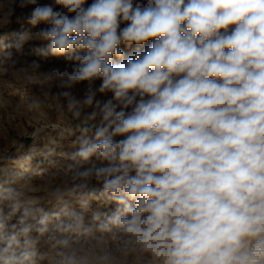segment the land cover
I'll return each mask as SVG.
<instances>
[{
    "label": "clouds",
    "instance_id": "9594fccd",
    "mask_svg": "<svg viewBox=\"0 0 264 264\" xmlns=\"http://www.w3.org/2000/svg\"><path fill=\"white\" fill-rule=\"evenodd\" d=\"M86 2L0 4V27L30 6L28 23L51 25L18 49L39 39L38 54L78 62L0 60L43 78L29 106L57 118L31 135L79 133L46 182L0 178V264H264V0ZM70 201L115 207L86 219Z\"/></svg>",
    "mask_w": 264,
    "mask_h": 264
},
{
    "label": "rangeland",
    "instance_id": "374dc122",
    "mask_svg": "<svg viewBox=\"0 0 264 264\" xmlns=\"http://www.w3.org/2000/svg\"><path fill=\"white\" fill-rule=\"evenodd\" d=\"M43 5L51 3V0H38ZM93 0H87L85 7L89 6ZM143 2V0H136ZM0 4L7 6V0H0ZM31 6L21 10L16 7L15 13L11 18V22L4 27H0V60L11 55L13 59H17L21 64L27 62H37L40 65L41 72L58 69L60 71H71L78 63L75 59H68L67 56H47L40 55L36 49L45 48L48 41L39 39H31L23 44L21 48L16 45L21 34L24 32L36 33L41 29L49 28L51 25L39 23L35 26L28 23V15L30 14ZM57 11L60 9L57 8ZM23 15L21 16V14ZM17 17L21 19L17 20ZM126 24L122 23L121 28ZM151 41L146 42L145 47H148ZM124 53L125 59L131 56L136 49V45L128 47L124 44L120 46ZM83 54V53H81ZM115 63H121V60L114 58ZM6 63V62H5ZM33 79H18L13 76L11 71H0V150L7 149V152L0 151V178L4 176L12 177L17 184L28 179L39 178L41 182H46L42 177H47L56 170V165L64 164V159L59 156L62 152H72L75 149L71 147L79 133L65 135L60 137L56 132L48 129L39 132L35 137L31 135L36 129L33 126L35 122L47 123L49 118L55 121L57 113L54 109H48L44 106L32 108L29 106L34 97L39 96L43 99L41 89L43 87V78L33 72ZM101 81L97 80L95 86L98 87ZM86 89V84H79L72 89L73 95L81 98ZM58 89L53 88L55 93ZM98 99L108 100L112 98L111 93L98 95ZM25 129L28 135H23ZM116 139H123L117 137ZM17 141V147H10L11 141ZM22 145V147H21ZM50 149H54L57 155L47 157ZM35 173L42 175L36 176ZM41 177V178H40ZM47 211L53 212L58 209L52 205H44ZM71 210L78 213H83L86 219H90L94 211H109L114 209V205L107 208L101 202L90 201L87 209L81 208L79 203L75 201L69 202Z\"/></svg>",
    "mask_w": 264,
    "mask_h": 264
},
{
    "label": "bare ground",
    "instance_id": "6f19581e",
    "mask_svg": "<svg viewBox=\"0 0 264 264\" xmlns=\"http://www.w3.org/2000/svg\"><path fill=\"white\" fill-rule=\"evenodd\" d=\"M34 175L39 176V175H42V174H40V173H35Z\"/></svg>",
    "mask_w": 264,
    "mask_h": 264
}]
</instances>
